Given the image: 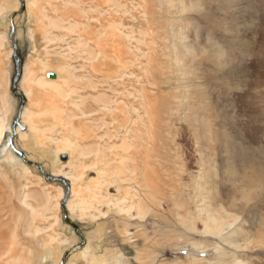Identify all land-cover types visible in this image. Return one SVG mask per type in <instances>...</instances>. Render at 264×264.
Segmentation results:
<instances>
[{
	"label": "rangeland",
	"instance_id": "rangeland-1",
	"mask_svg": "<svg viewBox=\"0 0 264 264\" xmlns=\"http://www.w3.org/2000/svg\"><path fill=\"white\" fill-rule=\"evenodd\" d=\"M82 2L0 0V264H61L83 242L65 199L86 239L66 264H264V0H96L105 18L89 21ZM109 20L124 78L115 94L87 91L76 33ZM76 157V187L91 190L75 198L45 174L64 178Z\"/></svg>",
	"mask_w": 264,
	"mask_h": 264
},
{
	"label": "bare ground",
	"instance_id": "bare-ground-1",
	"mask_svg": "<svg viewBox=\"0 0 264 264\" xmlns=\"http://www.w3.org/2000/svg\"><path fill=\"white\" fill-rule=\"evenodd\" d=\"M89 4L91 5L90 7H88L86 4L87 3H81L82 5V9L81 8H78V9H81V11L79 12V14L82 15V17L84 18H88V12L90 11H97V13H99V15H101L102 19H103V7L102 8H99L97 7V5H99V3L95 4V1L96 0H88ZM103 2H106V3H109L111 2V0H102ZM116 1V0H114ZM95 4V5H94ZM105 4V3H104ZM117 5V4H116ZM85 6V7H84ZM103 6V5H102ZM112 6V5H111ZM106 8V7H105ZM109 8V7H108ZM120 8V7H119ZM123 8V7H122ZM121 8V9H122ZM116 9V8H114ZM117 11V10H116ZM108 12V11H107ZM125 12V11H124ZM148 13V12H147ZM106 14V13H105ZM109 13H107V16H108ZM111 16V15H110ZM114 16V14H113ZM90 18V17H89ZM89 18L87 19L89 21ZM105 18V17H104ZM112 18V17H111ZM82 20V19H81ZM86 20V21H87ZM104 20V19H103ZM102 20V21H103ZM111 20V19H110ZM107 21V22H110ZM80 21V20H79ZM83 21V20H82ZM85 22V27H83V31L80 32L78 31L76 34L78 36L77 40H76V44L77 46L79 45L80 47H83V54L82 56L80 55V58L82 60H84L85 62V65L86 66H82L81 69L83 70H86L88 71L87 73L83 74L81 79L83 80V84L84 85V89L89 91L90 89H92L93 91L95 92H99L101 89H107L108 91L112 92V93H117L118 89H117V86L119 84V82H121L124 78V71L120 70L121 67H124V62L122 60V50L119 51L116 55V54H111L112 50H116L117 46V43L115 44V41L112 40V33L114 32L113 29L114 26L111 25V22L108 23V28L106 27L105 29H107L105 32L102 31V29H100V31H102L104 34V36H101L100 34V31L99 29L97 30V26H92L90 24V22ZM106 22V23H107ZM116 22V21H115ZM77 23V22H76ZM79 23V22H78ZM101 23V22H100ZM105 23V21H104ZM113 23V22H112ZM63 23L61 21H55L54 23H52V27L53 28H56V29H63L64 28V25H62ZM98 24V23H97ZM78 25V24H77ZM82 25V24H81ZM102 25V24H101ZM100 25V26H101ZM105 24L102 25V27L104 26ZM101 27V28H102ZM73 28V27H72ZM76 28V27H75ZM79 28V27H78ZM82 29V28H81ZM104 29V28H103ZM109 31V33H108ZM107 32V33H106ZM120 32V31H119ZM74 33V32H73ZM115 34V32H114ZM116 36V35H115ZM121 36V35H120ZM118 42V41H117ZM93 43V44H92ZM119 47V46H118ZM76 49V48H75ZM119 49V48H118ZM124 49V47H123ZM129 49V48H128ZM126 49V50H128ZM72 50V49H71ZM77 50V49H76ZM75 50V51H76ZM80 52V51H79ZM15 53V51H14ZM117 57H120L119 59ZM126 68V67H125ZM127 72V71H126ZM30 73V70L29 68H25V71H24V77L22 79V89H24L26 91V96L29 97L31 103L32 101H36L37 99L33 98L35 97L34 95H36V93L34 92V86H33V82L34 80L31 78V75L29 74ZM49 74H53L55 75L54 77H50ZM47 78L49 79H56L57 78V74L53 73V72H47ZM95 79V80H94ZM24 91V92H25ZM105 92V91H104ZM103 92V93H104ZM140 94L142 95V99L144 100H148L147 98V92H145V87L142 88L140 90ZM119 93V92H118ZM130 93V92H129ZM149 93V91H148ZM98 94V93H97ZM128 94V93H127ZM149 96V95H148ZM86 97V96H84ZM84 97H80L81 99V102L82 104L83 103H86V100H88V98H84ZM110 103V100L112 99H108L106 95H101L99 94L96 101H100V100H104L105 101ZM146 103V102H145ZM84 105V104H83ZM87 105V104H86ZM102 106V105H101ZM104 106V105H103ZM87 108V107H86ZM99 108V107H98ZM97 108V110H98ZM85 109V108H84ZM115 109H117V107H112L110 106L109 104H106L103 108H100V110L98 111H101L102 113L105 112V113H108L110 114L112 117L114 115V112L116 111ZM96 110V109H95ZM96 110V111H97ZM85 110H82V114L83 115H86L87 113H90L93 112V111H88V112H84ZM100 113V112H98ZM89 115V114H88ZM103 119V118H102ZM102 123L103 120H101ZM105 125V124H103ZM3 128L2 126L0 125V142L2 141V138H3ZM126 142V141H125ZM63 153H66L65 151L62 152ZM83 155V154H82ZM66 156V155H65ZM131 156V155H130ZM131 158V157H130ZM77 163H79V160L78 158L76 157V159L72 158V160H69L68 163L66 164H69V167H70V173H63V172H59L60 175H62L64 177L65 180L67 181H70L71 184H72V188H71V192L73 193V197L75 196L76 197H79L80 195L87 193L88 190H91L89 187H86L84 190L80 189V188H77L76 186L78 185V181L81 180V177L84 175V173L82 174H77L75 173L79 167L77 166ZM139 165V164H138ZM134 167V166H133ZM137 170V169H136ZM106 171V174L103 173V172H100V171H96V174L98 175L97 176V181L96 182H100V185L101 186H108L109 184H111V182H107L108 180V177L112 176L109 171L110 170H105ZM58 173V175H59ZM133 173V172H132ZM112 174H115V173H112ZM167 174V173H166ZM56 175V174H55ZM145 175V174H144ZM85 176V175H84ZM150 178V177H149ZM131 181H134L135 183H137L139 186H146V182H138V178H132ZM113 184V183H112ZM96 188V187H95ZM87 190V191H86ZM64 195V192L63 190H59V197H63ZM60 199V198H59ZM66 200V199H65ZM111 201V200H110ZM65 206H66V210L68 208V210H72L74 211V208L73 206L71 205V203H68L66 204L65 203ZM62 207H63V204H62ZM3 210V209H2ZM0 212H1V209H0ZM5 212V211H4ZM64 212V211H63ZM7 215V214H6ZM12 216V215H11ZM9 217V216H8ZM65 218V216H64ZM8 219V218H7ZM9 221V220H8ZM11 221V220H10ZM210 221H208V224H209ZM213 222V221H212ZM6 223V222H5ZM184 223V222H183ZM214 223V222H213ZM185 224V223H184ZM205 224H206V221H205ZM218 227V226H217ZM216 227V228H217ZM3 230V224L1 223L0 221V241L2 240L3 242L1 243L0 242V250H3L5 247V244H4V232L2 231ZM28 231V230H27ZM208 235H213V233H208V232H204ZM217 234V233H216ZM84 237V236H83ZM11 242V241H10ZM12 249H9L8 253H5V255H9L10 253H17L19 249L15 248V244L16 242H12ZM20 245V244H19ZM11 247V246H10ZM72 250V249H71ZM80 250V249H79ZM3 256V255H2ZM63 260V259H62Z\"/></svg>",
	"mask_w": 264,
	"mask_h": 264
},
{
	"label": "water",
	"instance_id": "water-1",
	"mask_svg": "<svg viewBox=\"0 0 264 264\" xmlns=\"http://www.w3.org/2000/svg\"><path fill=\"white\" fill-rule=\"evenodd\" d=\"M24 9H25V7H24ZM13 22H14V21L12 20V23H13ZM14 33H15V28L13 27L12 35H11L12 38H13V36H14ZM14 51H15V53H14V57H15V60H16V66H17V67H16V77L14 78V82H13V91L21 97V99H22V107H23L24 104H25V100H26V98H25L23 92L21 91V89L19 88V85H18V82H19V80H20V78L22 77V74H23V66H22V64H21V60L19 59V57H18V55H17V45H15V49H14ZM49 76L52 78V77H54L55 75H53V74H49ZM20 117H21V112H20V114H19V116H18V118H17V120H16V123H15V130L17 129V126L20 124ZM21 128H22V129H25V128H23V127H21ZM11 145H12L13 149L15 150V152L18 153V154H19V155L25 160L26 163H28V164H33L32 162H30L29 160H27L25 153L19 151V150L15 147V145H14V139H13V138H12V140H11ZM62 159H63V160H66V159H67V156H62ZM37 166H38L42 171H44V170H43V167H42L41 165H37ZM45 176H46V178H47L48 180H51V181H61V182H63L66 186H68V188H69V184L67 183V180H65L64 178L55 177V176H49V175H46V174H45ZM65 203H66V200H64V202H63V210H64L65 221H66L68 224H70L72 227L75 228L76 233L82 238V241H83V242H82L79 246L73 248L72 250H69V251L65 254V256H64V258H63L61 264H66L67 258L70 256V254H72L73 252H75V251L81 249V248H82L83 246H85V244H86V239L83 237V233L80 231L79 226L76 225V224H74L73 222H71V220L69 219V215H68V212H67V210H66Z\"/></svg>",
	"mask_w": 264,
	"mask_h": 264
}]
</instances>
